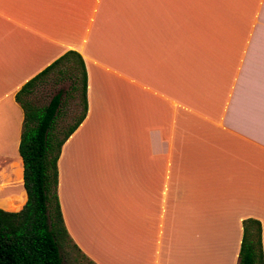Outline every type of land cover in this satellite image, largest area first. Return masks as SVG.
<instances>
[{
	"label": "crops",
	"instance_id": "crops-1",
	"mask_svg": "<svg viewBox=\"0 0 264 264\" xmlns=\"http://www.w3.org/2000/svg\"><path fill=\"white\" fill-rule=\"evenodd\" d=\"M70 51L58 196L82 258L239 264L250 218L264 254V0H0L2 209L27 201L16 94Z\"/></svg>",
	"mask_w": 264,
	"mask_h": 264
},
{
	"label": "trees",
	"instance_id": "trees-1",
	"mask_svg": "<svg viewBox=\"0 0 264 264\" xmlns=\"http://www.w3.org/2000/svg\"><path fill=\"white\" fill-rule=\"evenodd\" d=\"M72 57H79L77 65V62H72ZM68 63L70 71L75 70L77 74L76 82L82 84L85 100L86 68L75 51L60 57L16 94L24 110L19 153L23 160L27 201L19 211L0 208V264H64L61 239L62 236L68 238L69 234L58 196V161L64 135L58 138L55 134L63 94H55L45 107H36L23 96L31 93L40 78ZM239 264H264L262 226L256 219L250 218L245 222Z\"/></svg>",
	"mask_w": 264,
	"mask_h": 264
},
{
	"label": "rangeland",
	"instance_id": "rangeland-1",
	"mask_svg": "<svg viewBox=\"0 0 264 264\" xmlns=\"http://www.w3.org/2000/svg\"><path fill=\"white\" fill-rule=\"evenodd\" d=\"M74 71H70L69 65L63 71H61V67L57 68L53 72L40 78L36 82L31 93L23 96L25 100L36 107H45L50 103L55 94L62 92L63 108L56 123L55 133L58 138L63 137L64 131L71 124V122L65 124L66 117H69V114L74 111H77V113H75L76 116H79L82 112V101L79 99L78 102H75L74 92L75 86H79V92L82 84L80 81L76 82L75 76L77 74H75L76 72ZM61 240V253L64 264H90L74 249L66 236H62Z\"/></svg>",
	"mask_w": 264,
	"mask_h": 264
},
{
	"label": "bare ground",
	"instance_id": "bare-ground-1",
	"mask_svg": "<svg viewBox=\"0 0 264 264\" xmlns=\"http://www.w3.org/2000/svg\"><path fill=\"white\" fill-rule=\"evenodd\" d=\"M17 207V206H16Z\"/></svg>",
	"mask_w": 264,
	"mask_h": 264
}]
</instances>
